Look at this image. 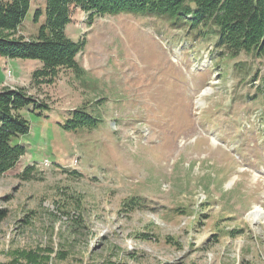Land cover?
I'll return each instance as SVG.
<instances>
[{
	"label": "rangeland",
	"instance_id": "374dc122",
	"mask_svg": "<svg viewBox=\"0 0 264 264\" xmlns=\"http://www.w3.org/2000/svg\"><path fill=\"white\" fill-rule=\"evenodd\" d=\"M45 4L29 0L11 38L34 37ZM88 16L73 11L67 34L85 44L52 83L32 78L41 61L0 54V90L47 104L19 110L0 264H264V55L230 57L155 15ZM74 108L95 127L64 130Z\"/></svg>",
	"mask_w": 264,
	"mask_h": 264
},
{
	"label": "trees",
	"instance_id": "16d2710c",
	"mask_svg": "<svg viewBox=\"0 0 264 264\" xmlns=\"http://www.w3.org/2000/svg\"><path fill=\"white\" fill-rule=\"evenodd\" d=\"M28 7L29 0H0V54L41 61V68L32 74L36 84L52 83L63 72L78 67L76 55L85 40L75 41L67 34L77 8L88 12V17L121 12L155 15L168 19L173 27L187 24L190 30L211 32L216 39L214 47L230 57L264 55V0H46L45 21L37 34L30 39L11 38ZM41 14L42 10L36 9L34 20ZM27 106L34 110L47 104L28 96L23 88L0 90V175L14 168L24 154V147L11 145V139L29 131L28 121L19 114ZM97 121L83 108H74L61 127L76 133L95 127ZM32 171L33 166H27L19 176L32 178Z\"/></svg>",
	"mask_w": 264,
	"mask_h": 264
},
{
	"label": "bare ground",
	"instance_id": "6f19581e",
	"mask_svg": "<svg viewBox=\"0 0 264 264\" xmlns=\"http://www.w3.org/2000/svg\"><path fill=\"white\" fill-rule=\"evenodd\" d=\"M70 164L75 166L77 164V158L71 159ZM262 212H263V210H262L261 206H255L254 209L251 210L249 213V217L251 219V222L259 221L261 219Z\"/></svg>",
	"mask_w": 264,
	"mask_h": 264
},
{
	"label": "crops",
	"instance_id": "0c3cea01",
	"mask_svg": "<svg viewBox=\"0 0 264 264\" xmlns=\"http://www.w3.org/2000/svg\"><path fill=\"white\" fill-rule=\"evenodd\" d=\"M69 27V26H68ZM68 30V29H67Z\"/></svg>",
	"mask_w": 264,
	"mask_h": 264
}]
</instances>
